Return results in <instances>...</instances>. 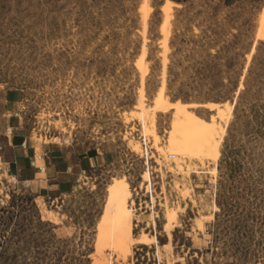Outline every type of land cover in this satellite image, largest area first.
Wrapping results in <instances>:
<instances>
[{"label": "rangeland", "instance_id": "obj_1", "mask_svg": "<svg viewBox=\"0 0 264 264\" xmlns=\"http://www.w3.org/2000/svg\"><path fill=\"white\" fill-rule=\"evenodd\" d=\"M7 92L33 162L102 160L23 182L0 135V264H264V0H0V115ZM150 179L152 216L133 203Z\"/></svg>", "mask_w": 264, "mask_h": 264}, {"label": "crops", "instance_id": "obj_2", "mask_svg": "<svg viewBox=\"0 0 264 264\" xmlns=\"http://www.w3.org/2000/svg\"><path fill=\"white\" fill-rule=\"evenodd\" d=\"M17 104L16 95L13 93L5 94V107L11 109L7 111V114L0 115V135L6 138L8 142L12 143V156L8 162L9 169L12 174L18 177L23 182H33L37 180L39 169L44 168L45 173L48 177L45 182L52 184L57 189L62 187L63 176L70 175V173H78L79 171L86 172L88 169H98L101 165L102 158L93 155L79 156L74 150L66 152L63 150H51L41 157V165L33 162L34 158V147L31 146L29 137H23L17 133L19 127L16 119L4 120L5 116L14 117L17 116L15 113V107ZM1 131H8L9 134H3ZM12 131V133L10 132ZM12 134V137L8 135ZM47 170V171H46ZM145 222H142L144 224ZM136 223V227H138ZM146 230V228H142Z\"/></svg>", "mask_w": 264, "mask_h": 264}, {"label": "bare ground", "instance_id": "obj_3", "mask_svg": "<svg viewBox=\"0 0 264 264\" xmlns=\"http://www.w3.org/2000/svg\"><path fill=\"white\" fill-rule=\"evenodd\" d=\"M137 114H135L134 117L137 115V118L139 119V121L141 123L142 129H143V138H145L146 141L148 139L153 138V140H154V146L153 147L155 149H157L158 152H160L162 154H165V156H166L167 155L166 149H163V148L160 147V137H159V135L157 133V128H156V112L153 111V110H139ZM126 119H128V118L126 117ZM136 143H134V142L132 143L133 151L136 152V153H140V152L143 153V151L141 150V147L138 144H136ZM199 161L204 167L205 159L200 157ZM211 174H212L213 177H217V174H218L217 168L214 167V169L212 170ZM193 193H194V191H193ZM187 195H188V192L184 193L183 197H186ZM178 212L179 211H175L174 209H167V211H166V214H165V228H164L165 230L164 231L169 235V237H171L172 232L179 225V214H178ZM141 237L147 243L150 242L149 235L144 234Z\"/></svg>", "mask_w": 264, "mask_h": 264}, {"label": "built area", "instance_id": "obj_4", "mask_svg": "<svg viewBox=\"0 0 264 264\" xmlns=\"http://www.w3.org/2000/svg\"><path fill=\"white\" fill-rule=\"evenodd\" d=\"M143 144H144V147H145V151L147 152V141H146V139L145 138H143ZM41 172H44L45 171V169H43V168H40L39 169ZM142 183H143V181H142ZM152 182H151V179L149 180V181H146L145 182V190H146V195L147 194H149L150 195V200L149 201H142V199H138V201L136 202L135 200L133 201V203H134V205L136 206L137 205V208H136V210H139V211H142V210H144L143 212L144 213H147V212H149V216H152L153 214H155L156 212H155V209H156V202L154 201V197H153V195H152V191H151V184ZM149 189V190H148ZM136 191V190H135ZM140 191H141V187H140ZM138 195H139V193L137 192L136 193V197H138ZM152 222V223H151ZM145 228H146V230L147 229H150V232H154V237H156L157 238V232H156V229H157V225H156V221H155V218H154V220L152 221L151 219L150 220H148L146 223H145ZM155 247H158V238H157V243H155ZM143 253L144 252V248L142 247V248H140V249H137L136 250V253ZM149 252H147L146 253V255L148 254ZM146 255H139V257L141 258V259H145V256ZM148 262H150V259H148L147 260ZM153 264H162V262L160 261V259L158 258V257H156V258H154L153 257Z\"/></svg>", "mask_w": 264, "mask_h": 264}, {"label": "trees", "instance_id": "obj_5", "mask_svg": "<svg viewBox=\"0 0 264 264\" xmlns=\"http://www.w3.org/2000/svg\"><path fill=\"white\" fill-rule=\"evenodd\" d=\"M227 1H229V0H227ZM11 207H13L12 205H11ZM6 213H11V212H8V210L6 209V208H2L1 210H0V222L2 223L4 220H3V216H4V214H6ZM3 220V221H2ZM4 223V222H3Z\"/></svg>", "mask_w": 264, "mask_h": 264}]
</instances>
